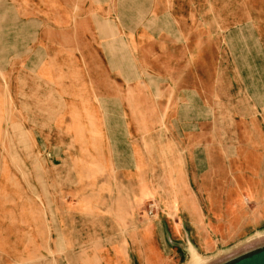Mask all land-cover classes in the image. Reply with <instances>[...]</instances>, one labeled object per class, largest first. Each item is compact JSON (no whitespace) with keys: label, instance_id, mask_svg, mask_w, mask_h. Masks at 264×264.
I'll list each match as a JSON object with an SVG mask.
<instances>
[{"label":"rangeland","instance_id":"374dc122","mask_svg":"<svg viewBox=\"0 0 264 264\" xmlns=\"http://www.w3.org/2000/svg\"><path fill=\"white\" fill-rule=\"evenodd\" d=\"M14 1L13 10L25 20L27 0ZM60 1L33 4L55 22L58 6H72ZM171 2L173 16L192 21L167 28L193 34L204 58L196 67L201 71L176 74L169 105L152 98L151 111L174 114L178 151L163 158L153 152L155 167L143 185L105 186L100 178L92 184V159L83 148L73 151L87 137L40 135L42 123L63 124L40 119L42 111L65 112L48 97V89L63 81L42 82L41 76L56 74L33 72L26 82L19 55L25 43L40 51L41 32L57 26L34 25L30 38L18 24L15 45L12 14L1 9L0 264H92V258L103 264L104 255L151 264L159 252L164 264H187L193 254L206 264H228L264 248V0ZM28 90L32 98L25 97ZM72 110L76 106L66 105V112ZM162 138L168 146L174 135ZM152 139V149L159 147ZM47 144L54 151L59 146L58 153H49ZM185 166L189 178L182 175Z\"/></svg>","mask_w":264,"mask_h":264},{"label":"crops","instance_id":"0c3cea01","mask_svg":"<svg viewBox=\"0 0 264 264\" xmlns=\"http://www.w3.org/2000/svg\"><path fill=\"white\" fill-rule=\"evenodd\" d=\"M12 2L15 1L0 0V29L3 8L12 14L9 25L15 45L18 24L21 25L19 32H28L30 38L34 25L41 30H48L49 24L57 26L56 31L52 29L54 32H41L40 51L28 50L25 43L24 53H19L24 58L26 82L33 72L56 74L41 76L42 82L63 81L59 88L48 89V97L51 96L50 100L58 106H65V112L57 110L46 116L42 111L40 116L42 122L63 124L42 123L40 135L46 138L50 135L87 137V143L77 144L73 151L81 152L83 148L92 159V184L97 178L105 186L145 184L146 173L155 167L153 152L163 158V154L178 151L177 130H172L170 124L174 114L169 108L157 113L151 111L152 98L160 96L169 105L178 87L176 74L188 76L201 71L196 67L204 58L203 44L196 43L193 34L167 28L172 23L188 25L192 18L173 16L170 4L174 2L170 0H61L72 6H58L54 22L48 19L43 7L38 9L33 0H27L23 11L26 19L22 20L13 10ZM131 5L134 9L130 15ZM140 26L150 27H141L138 31ZM16 51L15 48V57ZM25 97L32 98V92L25 91ZM66 105L73 109L76 106V112H66ZM108 106L112 108L110 112L106 111ZM164 122L165 127H162ZM69 129L74 132L68 133ZM172 133L173 143L167 146L162 137ZM149 135L159 139V147L152 149L153 139H148ZM187 135L192 138V130L186 132ZM139 138H143V142ZM48 147L49 144L45 146L49 153H58L59 146L56 151ZM126 148L130 156L125 155ZM184 174L189 178L187 166ZM165 175L160 174L162 178ZM141 233L138 238L144 243ZM102 257L103 264H127L125 260ZM152 263L164 264L160 252L159 258ZM92 264H98L97 260L92 258Z\"/></svg>","mask_w":264,"mask_h":264},{"label":"bare ground","instance_id":"6f19581e","mask_svg":"<svg viewBox=\"0 0 264 264\" xmlns=\"http://www.w3.org/2000/svg\"><path fill=\"white\" fill-rule=\"evenodd\" d=\"M263 252L252 253V254H249L247 257L241 256L235 262H232L229 264H249V263L255 262V261L259 260L264 255ZM187 264H206V262L203 263V259L200 258L199 255L197 256V255L193 254L191 259L187 262ZM207 264H209V263H207Z\"/></svg>","mask_w":264,"mask_h":264},{"label":"water","instance_id":"95a60500","mask_svg":"<svg viewBox=\"0 0 264 264\" xmlns=\"http://www.w3.org/2000/svg\"><path fill=\"white\" fill-rule=\"evenodd\" d=\"M263 251H264V248H262L261 250H258V251H254L252 253H260V252H263ZM252 253H248V254L244 255L243 257H245V256L247 257L249 254H252ZM237 259L233 260L232 262H235ZM232 262H229V263H232ZM249 264H264V255L259 260L255 261V262H252V263H249Z\"/></svg>","mask_w":264,"mask_h":264}]
</instances>
